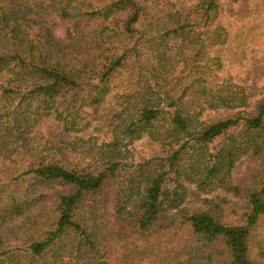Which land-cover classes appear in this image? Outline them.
<instances>
[{"label":"trees","instance_id":"16d2710c","mask_svg":"<svg viewBox=\"0 0 264 264\" xmlns=\"http://www.w3.org/2000/svg\"><path fill=\"white\" fill-rule=\"evenodd\" d=\"M221 9L0 0V264H264V91L219 90L199 60ZM121 75L138 90L97 118ZM139 140L153 164L127 162Z\"/></svg>","mask_w":264,"mask_h":264},{"label":"rangeland","instance_id":"374dc122","mask_svg":"<svg viewBox=\"0 0 264 264\" xmlns=\"http://www.w3.org/2000/svg\"><path fill=\"white\" fill-rule=\"evenodd\" d=\"M262 1L264 0H219L222 9L213 25L208 27V35L202 40L203 49H200L201 59L199 60H202V54L214 60V62L207 61L208 64H206L210 73L207 74L208 83L219 90L227 88L234 94L243 92L249 104H252L253 100L264 91V11ZM174 2L176 8L185 11L190 10L196 0H174ZM218 29H222L227 35L223 44H215L217 39L212 34L218 32ZM179 66L181 65H177L176 69L172 71V77L178 76L181 72ZM125 78V75L113 77V88L104 105L98 108L97 118L100 117L99 115L106 114L108 108L113 106L115 101L121 102L117 97L119 94L138 90L136 82L139 79L130 84L125 81ZM84 112L81 116L85 123L96 119L90 116L93 109L87 108ZM223 112V110H219L211 114L216 115ZM85 123L80 122L79 128ZM95 123L93 121L92 124ZM105 131L103 129L99 133L93 131V127L90 126L77 132L76 136H82L84 139L94 136L97 144H100L109 141V134H106ZM126 153L129 164L145 161L153 164L155 158L160 157L156 146L147 140H139L129 145ZM255 165L256 163L249 158L239 161L232 171L234 181L245 183L249 171ZM254 241L256 245L264 247V226L254 233Z\"/></svg>","mask_w":264,"mask_h":264}]
</instances>
